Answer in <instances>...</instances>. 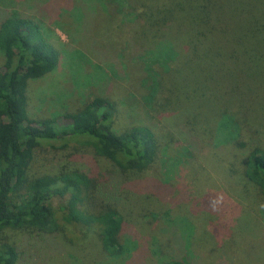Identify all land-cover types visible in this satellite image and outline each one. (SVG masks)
Wrapping results in <instances>:
<instances>
[{"label":"trees","instance_id":"trees-1","mask_svg":"<svg viewBox=\"0 0 264 264\" xmlns=\"http://www.w3.org/2000/svg\"><path fill=\"white\" fill-rule=\"evenodd\" d=\"M114 1L130 9L128 16L137 36L133 33L130 39L123 31L121 35L128 39L127 49L133 46L137 50L150 73L146 82H151L150 94L143 96L145 103L139 102L140 111L133 109L136 101L126 98L131 117L142 119L124 128L117 126L123 100L108 95L95 96L59 116H33L30 82L55 71L60 52L47 39L39 20L15 9L0 16V53L4 58L0 69V264L30 263L45 247L40 238L62 234L66 225L89 228L97 224L100 243L109 256L130 254L133 259L132 250L138 242L125 232L133 228L139 233L141 229V236L147 231L145 223L152 230L148 236L163 241L164 225L157 215L163 212L152 211L151 204L166 206L161 198L166 195L164 186L136 182L160 162L161 135L147 123L153 112H173L179 118L185 113L182 122L189 126L188 120L193 119L197 128L200 116L213 110L217 120L210 128L215 132L212 144L227 147L237 141L246 145L239 140L244 122L230 107L224 108L240 98V70L249 72L250 78L254 75L264 87V0ZM113 42L117 43L116 38ZM165 70L178 92L169 98L161 94L160 99L158 78L160 82ZM187 89L205 91L203 105L194 101V109L190 108L184 101ZM245 91L248 99L242 101V107L255 110L252 90ZM74 139L106 159L108 168L88 158L90 165L85 169L69 162L56 172L30 176L39 148L57 142L65 148ZM189 141L192 148L198 145L192 135ZM186 150L180 157L184 164L194 157L189 148ZM242 170L243 179L264 197V146L251 148ZM9 230L25 232L27 244L8 240L5 234ZM173 234L177 244L181 235ZM161 263L190 262L176 258Z\"/></svg>","mask_w":264,"mask_h":264},{"label":"rangeland","instance_id":"rangeland-1","mask_svg":"<svg viewBox=\"0 0 264 264\" xmlns=\"http://www.w3.org/2000/svg\"><path fill=\"white\" fill-rule=\"evenodd\" d=\"M14 9L44 24L47 39L61 57L55 71L30 82L29 109L33 116H59L80 108L95 96L108 95L123 100L117 126L124 128L142 119L131 117L126 98L136 101L133 109L138 111L139 102L145 103L143 96L151 92V82H146L150 73L135 47L127 49L128 39L121 35L122 31L130 39L136 35L127 5L119 7L114 0H0V16ZM115 38L118 44L113 42ZM142 41L148 45L145 38ZM3 63L0 53V69ZM247 73L240 70L238 74L242 85L239 100L224 106L244 122L239 140L245 146L237 141L227 147L212 144L215 132L210 128L217 120L213 110L200 116L198 129L193 119L188 120L189 126L182 122L185 113L183 118L174 117L173 112H153L148 117L152 120L147 123L161 135L163 148L160 162L144 171L136 182L164 186L166 195L161 198H165L166 206L151 204L152 211L163 212L157 213L164 225L163 241L148 236L152 230L145 223L147 231L141 236V229L139 233L133 228L125 232V236L138 242L132 250L133 259L130 254L109 256L100 243L97 224L89 228L66 225L64 233L40 238L44 249L30 263L19 264H162L176 258H187L189 264H264V197L242 177L243 162L251 148L264 146V87ZM162 74L157 85L160 99L161 94L169 98L178 92L166 70ZM246 88L253 92L255 110L241 105L248 99ZM186 91L184 101L190 108L194 109V101L203 105L205 91ZM208 95L212 98L211 92ZM151 101L155 104V100ZM191 135L198 143L194 148L189 141ZM187 148L194 157L184 164L180 157ZM88 158L108 168L106 159L98 158L91 147H83L76 139L69 140L65 148L62 142L46 144L36 151L29 174L33 177L53 173L69 162L85 169L90 165ZM173 232L181 235L177 244ZM5 236L19 245L27 244L29 239L25 232L16 230L7 231Z\"/></svg>","mask_w":264,"mask_h":264}]
</instances>
